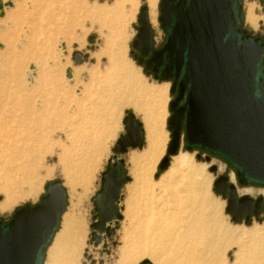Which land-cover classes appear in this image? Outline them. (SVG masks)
I'll list each match as a JSON object with an SVG mask.
<instances>
[{"label": "rangeland", "instance_id": "obj_1", "mask_svg": "<svg viewBox=\"0 0 264 264\" xmlns=\"http://www.w3.org/2000/svg\"><path fill=\"white\" fill-rule=\"evenodd\" d=\"M11 1L12 6L6 7L0 17V136L8 146L9 162L7 175L0 171V206L7 196L13 199L5 208H0V221L8 222L18 207L37 203L45 193V185L58 179L66 190L67 205L53 241L65 229L67 238L57 257L51 254L53 241L48 245L43 264H66L67 257H71L72 264H140L144 260L156 264L154 256L160 257L164 264H183L181 260L177 262L180 256L173 250L172 242L164 240L158 229L161 228L159 221L165 223L172 214L171 190L185 189L188 182L185 171L190 166L200 174L195 177L192 189H206L205 201L200 202L199 196H195L189 203L198 207L201 220L206 222L204 230L195 229L197 238L192 244H197L202 255L196 264H236L239 248L255 247L256 242L242 236L238 245L230 244L219 252L214 250L219 239L211 232L212 224L221 222L225 231L239 233L262 226L264 214L253 217L249 225L234 223L225 211L227 198L214 192L213 183L219 176H226L238 197L248 196L253 200L264 199L263 185H239L235 170L225 160L200 149L188 151L183 139L178 152L169 156L168 167L163 171L158 169L171 140L167 121L171 115L169 103L175 95L170 94L171 82L147 76L133 58L137 16L141 6L149 10L147 0ZM123 1L126 2L124 7L120 5ZM155 3L156 22L152 25L149 21V24L153 46L159 48L167 36L158 21L160 0ZM250 7L254 24L247 16ZM93 11L104 15L107 23L105 20L103 24ZM242 13L244 20L240 29L253 37L264 38V0H242ZM74 52L86 55L87 60L74 63ZM118 56L121 60L124 57L123 62L134 65L129 66L140 83L131 84L126 75L115 71ZM32 65L34 70L30 69ZM67 69L71 70L70 79L66 77ZM150 86L166 88L163 105L140 95L143 87ZM126 110L131 111L144 128L147 125L148 152L134 149L123 156L130 181L124 185L119 203L122 218L106 245L103 242L94 245L90 228L92 198L100 187V174L111 151L110 145L105 147L109 139L99 141V137L105 135L104 130L95 133L98 136L94 138V147L87 138L90 132L82 129L80 123L97 119V124L104 127L111 121L122 120ZM149 121L162 127L164 133L160 154L154 159L149 150ZM77 124L85 132L75 130ZM117 124L120 134L123 126ZM30 133L40 135L42 153L37 162L30 159L31 165L26 167L21 149L25 136ZM83 135L84 139L79 140ZM86 152H90L89 155ZM91 153L98 154V158ZM212 167L216 168L213 172ZM46 171L51 172L50 176H46ZM176 181L181 184L174 186ZM204 234L210 239L203 238Z\"/></svg>", "mask_w": 264, "mask_h": 264}, {"label": "water", "instance_id": "obj_2", "mask_svg": "<svg viewBox=\"0 0 264 264\" xmlns=\"http://www.w3.org/2000/svg\"><path fill=\"white\" fill-rule=\"evenodd\" d=\"M11 6V0H0V17ZM243 20L242 0H160L158 21L167 38L155 48L147 6L140 7L133 58L147 76L171 82L175 95L167 121L171 140L160 171L183 139L188 151L200 149L225 160L239 185L264 186V41L241 30ZM72 60L78 64L87 56L74 52ZM65 73L70 79L71 70ZM122 125L92 198L94 245H106L118 227L122 190L130 181L123 156L143 145L142 125L131 111L124 112ZM213 187L227 198L225 211L234 223L249 225L264 214L263 197H238L226 176ZM44 190L37 203L18 207L8 222L0 221V264H43L67 205L60 180Z\"/></svg>", "mask_w": 264, "mask_h": 264}, {"label": "bare ground", "instance_id": "obj_3", "mask_svg": "<svg viewBox=\"0 0 264 264\" xmlns=\"http://www.w3.org/2000/svg\"><path fill=\"white\" fill-rule=\"evenodd\" d=\"M5 1H7V0H5ZM5 1H3V2H5ZM119 1L121 2V0H119ZM115 3H117V1ZM124 3H126V2L123 1L122 4H120V5H123ZM147 4L149 6V10H148L149 11V14H148L149 18H148V20L150 21V24H152V23L156 22V18H157L156 17L157 14L155 12L156 11L155 10V7H156L155 4L156 3H155V0H147ZM124 5H123V7H124ZM4 9L6 10L8 8L5 7ZM147 9H148V7H147ZM115 11H116V9H115ZM252 11L253 10L250 7L247 16H248L249 20L251 21V23L254 24L255 23V18H254L253 14H252ZM109 12H110V10L108 11V13ZM122 12H123V10H122ZM117 14H118V12H117ZM93 15L99 17L100 20L104 22L103 24L107 23V19H105L106 20V23H105V20H103L105 17H104V15L102 16V14L100 15V12H98V11L94 12L93 11ZM113 15H115V14H113ZM90 16L92 17L91 19H93V16L92 15H90ZM107 16H108V14H107ZM108 17H110V16H108ZM97 19L95 17V20H97ZM100 20H99V23H100ZM110 20H111V18H110ZM117 20L119 21V17H118ZM97 22H98V20H97ZM120 22L121 21H119V23ZM103 26L105 27V25H103ZM119 26H121V23L119 24ZM118 41L120 42L121 40L118 39ZM72 42H73V39H72ZM120 51H121V49H120ZM119 59L120 58L118 56V60L116 61L117 62V66H116L117 67V72L118 73H122L123 75H126L127 78H131V76L134 77L136 74L135 73L132 74V69L129 66V65H133V64L131 62H130L131 64H127L126 63L127 61L123 62L124 57L122 58V60L121 59L119 60ZM125 60H126V58H125ZM65 62H66V64L68 63V58H66ZM30 69L34 70V66L32 65L30 67ZM130 82H131V80H130ZM134 82L137 83V81H134ZM151 89H152V86H151ZM165 90H166V88L159 87L157 89H152L151 92L153 93L152 95L154 97H158V99L159 100L161 99L160 101L162 102V98L164 96ZM146 91H147V89H146ZM1 138H2V135L0 136V171H4L5 174L7 175V171L6 170L8 168V164H9L8 158H7L8 146H6V142L1 140ZM41 153H42V151H41V137H40V135L37 134V133L27 134L25 136V140L23 141V145H22V149H21V156L23 158V161H25L24 163H25L26 167H29L31 165L30 164L31 161L29 162L30 159H32V160L34 159L33 161L37 162V160H39V157H40ZM191 166H192V163H191ZM185 172H186V174L188 176V182L185 185V189H181L180 191L179 190H175V189L171 190L169 197H170L171 202L173 204L172 208H171V213L172 214L166 220L165 223L163 221H159L160 222L159 225L161 226V228H159L158 231H159V234L162 235V238L163 239L165 238L164 240H166L167 242L168 241L172 242L173 250H175V252L178 253L179 256H180V258H179V260L177 262H179L181 260V263H183V264H196V263H198L200 261L202 255H201V253H199V251H200L199 248L196 247L197 244L196 243L194 245L192 244V242L194 240H196V238H197V236L195 234V232H196L195 229L197 230V229L200 228V229L204 230V228L206 227V222L201 220L202 216L199 214V212H197L198 207H196L194 204L190 205L189 203H192L191 201L194 198H196L195 196H199V198H200L199 201L200 202L201 201H205L204 198H205V190L206 189L202 187V189L200 191H194L192 189V186H193V183L195 181V177L199 176L200 174L197 171L193 170L192 167L190 168V166L187 169V171H185ZM50 173H51L50 171H46L45 172L47 177L50 176ZM163 177H164V175H163ZM6 178H7V176H6ZM162 180H163V178H162ZM172 183H173V181H172ZM178 184L180 185L181 182L176 181L173 185L177 186ZM12 199H13L12 196L11 197L7 196L6 197V201L0 206V208H5L7 206V204ZM209 204H210V202H209ZM198 205H199V202H198ZM202 209H203V207H202ZM211 215H210L209 218H211ZM212 219H214V217ZM220 223L216 222V223L212 224L213 226H211L213 228V230H211V232L213 231V234H215L216 238L218 237V239H219L218 240V245H216L217 247L215 246L216 248L214 250H217L219 252L220 250L224 249L226 246H230V244L238 245L239 244L238 243L239 242L238 239L240 237H242V236L243 237H247V238H250L252 241L256 242L257 245H255V247H253V246L252 247H248L247 249L243 248V247L239 248L237 253H236V264H243V263L244 264L245 263L246 264H252V263H254V264H262V263H264V224L262 226H260L259 228H255L253 230L244 231V232L242 231V232H239V233H237V232H234V233L230 232L229 233V232L225 231L226 227H225V229L222 228ZM67 231H68L67 229L63 230L62 232L59 231L60 233L57 235L55 240L54 241L52 240L53 244H52V250H51L52 253L51 254L54 255V257H57V255L60 253V251L62 249V246H63V243H64V239L67 238L66 237L67 236ZM213 237H211L212 240H214ZM203 238L207 239L209 237H207V235L204 234ZM71 242H72V244H74L75 241H74L73 238L71 239ZM198 242H199V239H198ZM243 244H244V242H243ZM208 246L209 245H207V247H205L203 252H205V253L207 252ZM239 246H241V245H239ZM253 248L255 249V252H254ZM210 250L213 252L211 247H210ZM212 252H210V253H212ZM152 256H154V255H152ZM218 256H219V254H218ZM153 258H154L156 264H164V262L160 259V257L154 256ZM216 258H217V256H216ZM65 263L66 264H72L71 257H67V260H66Z\"/></svg>", "mask_w": 264, "mask_h": 264}, {"label": "crops", "instance_id": "obj_4", "mask_svg": "<svg viewBox=\"0 0 264 264\" xmlns=\"http://www.w3.org/2000/svg\"><path fill=\"white\" fill-rule=\"evenodd\" d=\"M115 71H117V70H115ZM118 73V72H117ZM118 74H122V73H118ZM137 75H135L134 77L133 76H131V78H127V80L130 82V80H131V84H133V83H136V82H134V81H137V83H138V81H139V78L138 77H136ZM139 83H140V81H139ZM147 89V91H146V89ZM157 88H159V87H153L152 86V89H157ZM151 86L150 87H143L142 88V91H140V95L142 96V97H148V99L150 98L151 100H153V101H157V102H160V104L161 105H163L162 104V102H164V100H163V98H162V102L158 99V97H154L152 94V92H151ZM141 97V98H142ZM155 99V100H154ZM141 107V106H140ZM138 120V119H137ZM117 122H119V124L121 125L122 124V120H121V118H119V120L117 121ZM117 122H115V121H111V123L109 122V123H107V124H105L104 125V127H102V125L101 124H97V119H94V120H92V119H90V120H87V121H85V120H81V123L80 124H83L81 127H82V129H84V128H86L87 129V132L89 133L90 132V134H89V136L87 135V138H88V140L90 141V145H92V146H94V147H96L95 146V144H94V138H96V136H98V135H95V133L98 131V132H101L102 130H104V132H105V135L104 136H100L99 137V141H106L107 139H109V141H108V143L106 144V142H105V147H106V145H107V147H108V145H110L109 146V149H110V151H111V146H113L114 145V143L116 142V140H117V135L119 136V134L117 133ZM140 122V121H139ZM141 123V122H140ZM149 123H150V121H149ZM87 125V126H86ZM141 125H142V123H141ZM123 126V125H122ZM152 126V127H151ZM74 127H75V130H81V132H85V131H82V129L78 126V124L75 126L74 125ZM147 127V125L145 126V128ZM144 127H143V125H142V129H143V133H144V137H143V145H142V147L141 148H135V149H137V150H141L142 152H148V130L147 129H145ZM149 128H150V145H149V150L151 151V157L154 159L155 157H157V156H159V154H160V149H161V143H162V140H163V130H162V127H157V126H155V125H153V123L151 122L150 124H149ZM85 130V129H84ZM147 130V131H146ZM115 132V133H114ZM153 132V133H152ZM112 133H113V135H112ZM113 137V138H112ZM153 137V138H152ZM76 139H77V137H76ZM84 139V135L83 136H81V137H79V140H83ZM97 139V138H96ZM111 140H112V142H111ZM86 142H87V139H86ZM159 143V144H158ZM113 144V145H112ZM129 150H134V149H129ZM88 151H90L89 149H88ZM88 153H90V152H86L85 154H87V155H89ZM92 154V153H91ZM111 155V154H110ZM91 156H93V157H97L98 158V154H95V155H91ZM110 157V156H109ZM151 158V159H152ZM93 162V161H92ZM105 165H106V163H105ZM105 165H104V167H105ZM104 169V168H103Z\"/></svg>", "mask_w": 264, "mask_h": 264}, {"label": "flooded vegetation", "instance_id": "obj_5", "mask_svg": "<svg viewBox=\"0 0 264 264\" xmlns=\"http://www.w3.org/2000/svg\"><path fill=\"white\" fill-rule=\"evenodd\" d=\"M260 39H261L262 41H264V38H260ZM132 53H133V56H134V55H138V53H137L136 51H133Z\"/></svg>", "mask_w": 264, "mask_h": 264}]
</instances>
